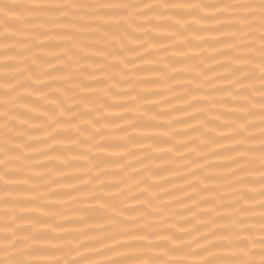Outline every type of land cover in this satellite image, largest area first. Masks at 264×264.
<instances>
[{"label": "bare ground", "instance_id": "bare-ground-1", "mask_svg": "<svg viewBox=\"0 0 264 264\" xmlns=\"http://www.w3.org/2000/svg\"><path fill=\"white\" fill-rule=\"evenodd\" d=\"M22 4H85V5H99V4H127L133 7L128 8L127 15L131 17L132 29H136L138 25H142V29L136 32V38L138 43L128 44L129 48L135 49L136 53H140L142 59L136 60L133 58L135 53H129L128 58L131 59L132 65H135L139 70L132 72L126 71L121 75H116V80H122V76L129 78L128 83H119L116 88L111 89V93L105 94L103 91H97L96 96L93 99L103 97L105 104L111 105L113 103L123 105V107H110L108 112L105 113L108 119L102 121V123H108L109 127L103 129L102 135L106 137L105 143L102 145L105 151L93 148L94 141H88L86 144L72 145L69 142V138L76 139L69 132L61 131V134L55 137L58 143H54L53 140H47L45 133L52 131L56 125H52L51 128L47 127L49 123L48 115L54 110V106L50 103L51 100L56 99L55 95H46L44 98L41 94H48L50 92L49 87H38L35 80L38 78L41 83L49 84L50 77H55L61 74V72H52V67H60L57 60L52 59L53 54H59L63 48L70 47L61 40L63 32L69 29H61L53 24H48V16H41L40 19L34 20L32 24L28 25H15V27H25L29 31L20 32L16 34L14 40H8L9 45L16 43L17 40L24 39L27 41L31 48L28 52L23 54V57L16 56L15 52L7 53L9 57H14L10 60L8 68L4 66L3 49L6 43L2 37H0V85L5 83V73L10 72L15 75L17 71H22L23 75L16 76L15 80L7 79V83L15 84L17 80L25 81L30 75L33 79H27L25 88L29 91L36 87L37 94H34L26 101L18 102L17 112L13 115H19L20 113H26V115L20 116L13 125V133L15 136L17 132L24 133L28 129H33L30 132L32 140H29V136L26 134L19 140H12L9 138V147H14L17 144H29V148H21L19 151L7 152L3 151L5 130L0 128V162L4 160H11V163L6 166L0 164V176H2L5 170L12 171L13 175L5 177L7 181L17 186L19 190L14 191L13 195L20 199H30L36 195L42 196V199H38L35 205H25L26 208H35L40 204L47 205L43 209L45 212H51L52 216L49 223L58 224L60 227L56 229L54 235L60 237V239H52L46 242H40L36 245L38 248L51 249L53 247H60V252H48L38 255L36 258L41 260H61V264L65 260L80 259V255L89 259H101L102 257L94 256L87 248H78V242H87L88 237H101L105 233H115L119 231L124 225L120 224V221L125 219L134 218L138 215L137 212H125L126 208H137L141 201L151 200L153 209L160 211V215L146 216L144 221H138V223H148L155 225L158 230H161V235H168V232L162 231L164 228L171 229L172 232L178 230L191 231V236L183 237L184 240L190 241L193 237L198 236V232L193 229H199V233L206 232L207 229L201 228L200 224L206 222L209 217L207 216H195L196 213L206 210L212 205H200L198 208H193V200H185L184 195L191 194L193 189L186 187L189 182H192L194 187L199 188L204 185H209L217 188V195H223L226 203H232L233 207L246 206L250 208L248 213L241 214L237 212V217L244 220V224L240 228L247 227L249 231H240V228H234L233 236L237 234L243 237H250L251 240H255L258 244L261 233L259 232L260 209L255 207L254 204L258 203L260 196L254 194V200H247L241 198L245 193H249L252 189L259 192V183L245 182L243 184L232 183L231 187H224L223 185L233 181L235 178L227 176L229 168H236L237 165H229L223 167L228 163L229 157H235L238 153L245 155L244 160H239V165H245L248 159L253 157L256 159L255 171L251 168L245 172L237 173L239 177L253 176L258 177V157L259 152L247 153L245 150L254 147H259V115L248 117L246 120L238 119V109L242 107L237 101L240 97H232L225 91H211L213 87L218 89L227 88L229 81L238 78L241 74L239 72L233 73L228 76V79H211V83H204V79L212 78L214 76H226L231 71V66L216 67L215 64L220 62L221 64H228L229 56L221 55L215 56L214 49L222 50L223 45H215L214 47L209 44H200L196 37L199 36L208 41H211L215 37H219L221 33L211 31H201V27L205 25H211L212 22H201V24H195L194 20L197 18V13L190 12L189 9L179 10H164L155 9L152 12H147L144 9V5H160V4H221L231 3L234 0H19ZM91 11V9L85 8L83 10H76V17L83 16L81 25L92 24V17L85 16L84 14ZM211 13L212 9L205 10ZM143 13V15H139ZM158 13H163L164 16H173L177 19H183L188 22L191 27L184 31L180 37L168 38V26L162 25L161 29L153 31V25L160 23L157 19ZM28 15V13H23ZM58 16V13L52 14ZM73 17L70 14L68 20ZM111 16H103L100 23L105 20L111 19ZM151 20V23H147V20ZM218 19H226L225 17H219ZM61 23H68V21H61ZM43 25V27H41ZM32 29H37L32 31ZM4 31V27L0 24V33ZM12 29L9 34L11 35ZM111 31V30H108ZM231 31V30H223ZM247 31V30H245ZM42 32H47L48 35H40ZM104 30L96 32L94 35L88 34V31L77 37L78 42L81 45L82 50L77 51L76 58L79 59L82 56L88 55L90 59H79L78 65H70L73 75H80L77 73V68H83L85 71L82 75H91L97 78H103L104 73L94 71L96 65L107 63L104 59H97L95 53L104 49L106 40L102 39ZM147 32V35L144 34ZM187 38L189 43H180L178 46L173 47V43L177 40ZM111 39V37H107ZM248 39H251L250 37ZM127 43V42H126ZM139 43H143V48L138 46ZM93 45L89 47V45ZM36 45H40L37 47ZM166 46L165 51L160 50V46ZM109 47H112L109 45ZM20 47L17 46L16 51H19ZM203 51V55L199 53ZM146 53V54H145ZM182 53L183 55H177ZM211 57V58H209ZM26 58V59H25ZM33 59L36 63L33 64ZM22 60L24 62H22ZM168 65V69L161 72L164 69V65ZM91 65V66H90ZM131 67V65H130ZM175 68L181 71V75L172 76L170 69ZM211 68V71H208ZM29 69V70H25ZM109 74H115L120 69H109ZM257 69V73H258ZM48 72L45 76L44 73ZM203 75H198V73ZM144 80L145 83L139 81ZM113 80H108L106 84L91 85L93 88L105 89L113 84ZM250 83L244 81V84ZM258 87V82L253 81ZM197 84L201 85L200 92L193 93L197 98L203 99L205 96L210 97L213 100L226 101L225 103H208L207 105H196L195 107H206L211 111H206L202 116H198L196 119L187 120L183 118V112L192 113L193 109H186L184 107L186 101L191 99V96H185L184 93L187 89L195 87ZM183 85V86H181ZM66 85H51V87H64ZM239 86L233 84L230 91H235ZM25 88L17 89V92L21 94L25 93ZM79 91V89H77ZM117 91L126 92V96H115L113 93ZM2 93V88H0ZM142 97L139 100H133L131 103L128 101L133 97ZM176 97H180L177 99ZM144 100L154 101V107H144ZM167 101V103H165ZM28 104L29 108L25 109L21 107V104ZM176 108L177 111H171L172 108ZM251 107V105H249ZM125 108L132 109L125 119L138 121L136 128L123 127L122 130H115V125H123L121 119L116 117L123 113ZM165 111L167 114L163 117H157L155 121L151 123L153 125L157 123H165L170 118H177L181 122L172 124L166 128H159L154 126L142 127L140 125L145 124L156 113ZM3 108L0 107V112ZM103 111V110H102ZM258 113V108L256 109ZM229 113H235L230 115ZM219 116V119L216 117ZM27 120L28 123L21 126L20 120ZM201 121H209L204 126H198ZM253 122L256 127L248 128L244 135H252L254 139L245 140L243 147L238 148L236 151H224L220 152V148H234L238 141L243 140L242 136H233L230 140L220 139L223 135H232L233 129L241 123ZM3 121H0L2 124ZM225 124H229L230 127H225ZM189 125L196 127V131H190ZM175 130L178 133L175 136L166 138L167 143L153 142L149 140H143L141 137L143 134L158 136L162 131H168L171 133ZM128 137H131L129 140ZM123 138V139H121ZM95 140H100L99 136L95 137ZM191 140L193 142L189 143ZM186 144V147H179V143ZM152 144V147L147 148V152L140 150L141 146ZM49 145H52V150L47 151ZM174 147V151L168 153V148ZM123 148H126L132 155L125 156L123 159H118L114 152H119ZM159 149L160 151H155ZM41 151L45 152V155H40ZM212 151H216L219 154L216 156L210 155ZM164 153V154H162ZM81 155H87L92 163L88 164L83 161H79L76 158ZM203 155L204 159H200L199 156ZM20 157L19 160L15 159ZM183 156V159L180 157ZM25 157H27L25 159ZM137 158H140V163H137ZM206 163H213L220 167L207 169L200 168V171L196 169ZM41 165L35 167V165ZM98 165V166H96ZM118 165H124L123 168ZM130 165V166H128ZM186 165V166H185ZM163 169V171L157 172V169ZM146 169V170H145ZM101 171L105 174L101 175ZM195 172V175H189V172ZM139 175H136V173ZM217 173L226 177L222 180L205 181L203 185H196L195 181L197 177H200L206 173ZM155 173V175H154ZM39 176L37 179L36 177ZM183 176L184 179H178L177 177ZM28 179L27 185H22V181ZM123 179L124 183L119 185L122 190V195L117 194L116 188L107 187V185L115 183ZM143 180L144 183H140ZM54 181V182H53ZM167 181V182H165ZM84 182L86 186H84ZM105 186H101V185ZM3 185V180H0V187ZM46 185V186H45ZM35 186L34 192L26 191L27 188ZM149 186H151L149 188ZM76 188L77 191H72V188ZM145 188L149 190L145 192ZM175 189H183V191H177ZM53 191L58 193L55 196H48L46 193ZM144 192V195L140 193ZM168 194L165 195L164 193ZM112 194V199H108L107 194ZM97 195L100 199L93 200L91 195ZM209 193H200L199 196L194 199L198 200L201 197L209 196ZM136 196L137 199H132ZM239 199V205L234 202ZM181 201L176 203L175 201ZM103 202L109 205L107 210L103 212H97L95 209L99 204ZM157 205H162V208H157ZM6 206L0 204V231L5 227L6 221L10 220L13 215L9 212V216L6 218L3 215V210ZM11 207V206H8ZM188 207L191 211H184V208ZM144 209H140L143 211ZM229 209L220 208L219 213H226ZM123 212V215L118 217V213ZM15 214L19 215V208L15 209ZM34 216H39L40 213H34ZM118 217V218H117ZM29 219L32 216L27 217ZM163 218L164 223L160 221ZM188 223H185V221ZM17 224L21 223L19 221ZM230 221H218L219 225L228 224ZM8 226L15 227L16 224L9 223ZM131 227V225H128ZM213 225H209V228ZM103 229V231H101ZM47 231V229H42ZM82 232L84 235L80 236L78 233ZM222 234V233H221ZM19 235H23L20 233ZM142 235V233L138 234ZM117 239H126L125 237H117ZM150 241L155 242L156 237H149ZM31 244L32 242L29 241ZM105 244H111V240L104 241ZM144 243H148L145 241ZM203 243V241H198ZM94 247L99 248L100 245L96 244ZM196 244H191V248L195 249ZM121 252H128L127 249H118ZM158 249H153L148 252V256H154L158 253ZM189 249H184L183 252L187 253ZM220 254L226 255L227 252H220ZM111 255V254H109ZM133 258H145L144 256H137L135 253H131ZM168 257H165L167 259ZM175 259H188L194 261L199 259L198 256H184L179 255L173 257Z\"/></svg>", "mask_w": 264, "mask_h": 264}, {"label": "snow or ice", "instance_id": "snow-or-ice-1", "mask_svg": "<svg viewBox=\"0 0 264 264\" xmlns=\"http://www.w3.org/2000/svg\"><path fill=\"white\" fill-rule=\"evenodd\" d=\"M133 7L127 4H99V5H85V4H22L19 0H0V24L3 25L4 31L0 33V37L6 42L4 44L3 55H4V66L8 68L10 60L14 57H9L7 53L15 52L16 56L23 57L25 52H28L31 48V45L27 43L26 40L21 39L17 40L16 43L9 45L8 40H14L17 33L29 31L25 27H15L19 25H28L32 24L34 20L40 19L41 16H48L46 23L53 24L61 29H69L66 32H63L61 35V40L64 44L70 45V47H65L59 54H53L52 59L57 60L60 64V67H52L50 70L52 72H61L66 74H61L55 77H50L49 84H43L37 78L35 83L38 87H49L50 92L48 94H41L44 98L46 95H55L56 99L51 100L50 103L54 106V110L51 114L45 113L48 115L49 123L47 127L51 128L54 124L55 128H52V131L46 132L45 136L47 140H53L54 143L59 141L55 140V137L63 132H69L76 139L69 138V142L72 145L77 144H86L88 141H94L92 144L93 148L99 149L100 151H105L102 145L106 141V137L102 135L103 129L108 128V123H102L108 119L105 113L108 112L110 107H123V105L113 103L111 105L105 104L103 102V97L93 99L96 96L97 91H103L105 94L111 93L112 88H116L117 85L121 82L128 83L129 78L125 75L122 76V80L117 81L116 75H121V73L126 71H138L139 69L132 65L131 59L128 58L129 53H135L133 56L134 59L140 60L142 56L140 53H136L135 49L129 48L127 45L132 43H138L136 38V32L142 29V25H138L136 29H132V19L127 15L128 8ZM144 9L147 12H152L155 9H164V10H179L187 8L192 13H197V18L194 20L195 24H201V22L211 21V25H205L201 27V31H211L219 32L221 35L219 37L213 38L211 41H208L199 36L196 37V40L200 44H211L213 47L215 45H223L222 50L214 49L215 56L228 55L229 61L228 64H221L217 62L216 67H225L231 66V71L226 76H214L212 78H205L204 83H211V79H228V76H231L233 73L239 72L241 75L229 81L227 88L218 89L213 87L211 91H225L228 92L232 97H240L237 101L242 105L238 109L239 116L238 119L246 120L248 117H253L259 115V147L254 148L250 147L245 151L247 153L259 152L258 157V168L259 173L258 177L246 176L239 177L237 173L245 172L249 168L255 171L256 159L255 157L248 159L245 165H239L237 162L239 160H244L245 155L237 154L235 157H229L228 163L222 165L223 167H228L229 165H237L236 168H229L227 176L234 177L235 179L225 185L224 187H231L232 183L243 184L246 181L252 184L259 183L260 188L259 192L256 193L255 189H252L249 193H245L241 196L245 201L254 200V194L260 196L258 203L254 204L255 207H258L261 211L259 213L260 227L259 232L261 233L259 242L251 240L250 237L241 238L238 234L233 236L232 231L234 228H240L244 224V220L240 217H237V212L243 216V214L248 213L250 208L246 206L233 207L232 203H226L225 197L223 195L215 194L217 188L209 185H204L203 187L196 188L192 182H189L186 187L193 189L191 194H185V200H193L192 207L198 208L200 205H212V207L207 208L204 211L198 212L196 216H207L209 219L206 222L200 224L201 228L207 229L206 232L199 233V229H193L198 232L197 237H193L190 241H186L183 237L191 236V231L178 230L177 232H172L171 229L164 228L162 231L168 232V235H161V230H158L155 225L148 223H138V221H144L146 216L160 215V211L154 210L151 200L141 201L137 208H126L123 211L125 212H137L138 215L134 218L125 219L120 221L121 225H124L115 233H105L101 237H88L86 238L87 242H78V248H87L92 255L102 257L101 259H89L85 258L83 255H80V259L65 260L63 264H264V0H234L231 3H221V4H160V5H144ZM85 8L91 9V11L85 13V16L92 17V24H95L96 27H91L90 25H81V21L84 19L83 16L76 17V10H83ZM212 9L211 13L206 12L205 10ZM28 13L24 15L23 13ZM58 13V16H53L52 14ZM72 15V19L68 20L69 15ZM143 15V13H139ZM103 16H111V19L105 20L103 23L100 21L103 19ZM219 17H225L226 19H218ZM157 19L160 23L153 25L152 30L157 31L161 29L162 25L168 26V38L180 37L183 32L188 30L191 25L184 21L183 19H177L173 16H164L163 13H158ZM68 21V23H61V21ZM147 23H151V20H147ZM43 27V25H41ZM10 29L11 35L9 34ZM37 29H32L36 31ZM85 30L88 31V34L94 35L96 32L104 30L102 39L106 40L104 49H100L95 53L97 59H104L107 63H102L96 65L94 71L104 73L103 78H97L91 75H82L85 71L83 68H77L76 72L81 73L80 75H73L70 65H78L79 59H90V56L85 55L76 58L77 51L82 50L80 43L77 40V37L82 35ZM111 30V31H108ZM231 30V31H223ZM247 30V31H245ZM147 35V32H144ZM40 35H48L47 32H42ZM111 39H107V37ZM251 39H248V38ZM127 42V43H126ZM180 43H189L187 38L177 40L173 43V47L178 46ZM111 45L112 47H109ZM17 46L20 47L19 51H16ZM40 47V45H36ZM93 45H89L92 47ZM138 46L143 48V43H139ZM161 51L166 50V46H160ZM146 54V53H145ZM177 55H183L182 53H177ZM203 55V51L199 53ZM211 58V57H209ZM26 59V58H25ZM22 62H24L22 60ZM36 63V60L33 59V64ZM131 65V67H130ZM91 66V65H90ZM168 65H164V69L160 70L163 72L168 69ZM109 69H120V71L115 74H109ZM257 69L259 70L257 73ZM29 70V69H25ZM211 68H208V71H211ZM172 76L181 75V71L175 68L170 69ZM23 75L22 71H17L15 75H12L10 72L5 73V83L0 85L2 88V93H0V107L3 108V111L0 112V121H3L0 124V128L5 130V141L4 149L5 153L19 151L21 148H29V144H17L14 147H9V138L12 140H19L24 135L29 136V140L33 138L30 135V132L33 129H28L24 133L17 132L15 136L13 133V125L16 121L20 119V116L26 115V113H20L19 115H13L12 113L17 112V104L21 101H26L34 94H37V88L34 87L30 91L25 88L27 79H33L30 75L26 78L25 81L17 80L15 84L7 83V79L15 80L16 76ZM45 76L48 75V72L44 73ZM198 75H203V73H198ZM108 80H113L114 83L111 84L108 88L97 89L91 87V85H100L106 84ZM244 81H249L250 83L244 84ZM253 81L258 82V87ZM140 83H145L144 80L139 81ZM233 84L239 86L235 91H230ZM51 85H66L64 87H51ZM183 86V85H181ZM25 88L26 94H21L17 92V89ZM79 89V91H77ZM201 85L197 84L195 87L187 89L184 93L185 96H191V99L186 101L184 107L186 109H193L192 113L183 112V118L187 120L196 119L198 116H202L206 111H211L206 107H195L196 105H207L208 103H225L226 101H216L210 97L205 96L203 99L197 98L193 93L200 92ZM115 96H126L127 93L123 91H117L113 93ZM179 99L180 97H176ZM142 97L133 96L128 103H131L133 100H139ZM167 103V101H165ZM251 105V107H249ZM21 107L25 109L29 108L28 104H21ZM154 101L144 100V107H154ZM258 108V113L256 109ZM103 110V111H102ZM132 109L125 108L123 113L118 115L116 118L123 121V125H115L114 128L117 131L122 130L123 127L136 128L138 126V121L127 120L125 116L131 112ZM171 111H177L176 108H172ZM167 113L161 111L156 113L155 116H152L148 122L142 127L154 126L159 128H166L172 124L180 123L181 121L177 118H170L165 123H157L153 125L151 122L155 121L157 117H163ZM230 115H235V113H229ZM219 119V116L216 117ZM209 121H201L198 126H204ZM27 120H20L21 126L27 124ZM190 131H196V127L189 125ZM225 127H230L229 124H225ZM256 127L253 122H245L239 124L233 129L232 135H223L220 139L230 140L233 136H242L243 140L237 142L234 148L226 149L221 147L220 152L224 151H236L238 148L243 147L245 140H252L254 137L252 135L245 136L244 133L248 128ZM178 133L173 130L171 133L168 131H162L158 136H152L143 134V140H149L153 142H164L167 143L170 136H175ZM99 136L100 140H95V137ZM123 139V138H121ZM130 140L131 137H128ZM189 143L193 142L191 140ZM179 143V142H178ZM152 147V144L141 146L140 150L147 152V148ZM179 147H186V144L179 143ZM52 150V145H49L47 151ZM155 151H160L156 149ZM168 153L174 151V147L168 148ZM40 155H45L44 151L39 153ZM164 154V153H162ZM219 153L212 151L210 155L216 156ZM112 155H115L118 159H123L125 156L132 155L126 148H123L119 152H114ZM27 157H25L26 159ZM183 159V156L180 157ZM200 159H204V156H199ZM15 159L19 160L20 157ZM79 161L91 164L92 160L87 155H81L76 158ZM137 163H140V158H137ZM11 163V160H4L0 164L7 165ZM41 165L37 164L35 167H40ZM98 166V165H96ZM130 166V165H128ZM186 166V165H185ZM118 167L123 168L124 165H118ZM213 169L220 167L213 163H206L196 169L200 171V168ZM146 170V169H145ZM163 171V169H157V172ZM10 170H5L0 176V180H3V185L0 187V204L5 205L6 207L3 210L4 217L9 216V212H12L10 220L6 221L5 227L0 231V264H61V260H41L36 257L40 254L48 252H60L62 248L53 247L51 249L47 248H38L36 245L40 242H46L52 239H60V237L54 235L57 228L60 226L58 224H51L49 221L54 215L51 212L43 211L47 207L45 204H40L35 208H26L25 205H35L38 199H42V196L39 194L30 198V199H20L13 195L14 191L19 190V185L14 186L10 184L5 177L13 175ZM101 175L105 173L101 171ZM136 175H139L137 172ZM155 175V173H154ZM189 175H195V172H189ZM37 179L39 176L36 177ZM178 179H184L183 176L177 177ZM226 177L221 176L217 173H206L200 177H197L195 184L203 185L205 181H214L222 180ZM54 182V181H53ZM167 182V181H165ZM29 183L28 179L22 181V185H27ZM87 182H84L86 186ZM123 179L107 185V187L116 188L117 194L122 195V190L119 188L120 184H123ZM140 183H144L143 180ZM46 186V185H45ZM102 187L105 185H101ZM151 186H149L150 188ZM36 190L35 186L27 188L26 191L34 192ZM149 189L145 188V192ZM177 191H183V189H175ZM72 191H77L76 188H72ZM200 193H209L207 197H201L196 200L195 197L199 196ZM58 193L50 191L46 193L48 196H55ZM165 195L168 193L165 192ZM144 195V192L140 193ZM108 199H112V194H107ZM91 199L99 200L100 198L93 194ZM132 199H137L136 196H133ZM176 203L181 201L177 200ZM236 205H239V199L234 202ZM11 206V207H8ZM109 205L101 202L99 206L95 209L97 212H103L107 210ZM19 208V215L15 214V209ZM157 208H162V205H157ZM225 208L230 211L226 213H219L218 209ZM140 209H144L140 211ZM184 211H191L190 208L185 207ZM34 213H40L39 216H34ZM123 215V212L118 213V217ZM32 216L33 218L29 219L27 217ZM117 217V218H118ZM19 221L21 223L17 224ZM218 221H230L228 224L219 225ZM16 224L15 227H10L8 224ZM161 224L164 223L163 218L160 221ZM185 223H188L186 220ZM131 225V227H128ZM209 225L213 227L209 228ZM42 229H47V231H42ZM103 231V229H101ZM240 231L247 232L249 228L243 227L240 228ZM23 233V235H19ZM142 233V235H138ZM222 233V234H221ZM78 235H84L82 232ZM117 237H125L126 239H117ZM149 237H156L155 242L150 241ZM111 240L112 243L105 244L104 241ZM29 241L32 243L30 244ZM148 241V243H144ZM198 241H203V243H198ZM100 245L99 248L94 247V245ZM191 244H196L195 249L191 248ZM118 249H127L128 252H121ZM153 249H158V253L154 256H148L147 253L151 252ZM184 249H189L187 253H184ZM220 252L226 251L227 254H220ZM131 253L137 254V256H144L145 258H133ZM111 254V255H109ZM184 255V256H198L199 259L194 261H189L188 259H175L173 257ZM165 257H168L165 259Z\"/></svg>", "mask_w": 264, "mask_h": 264}]
</instances>
